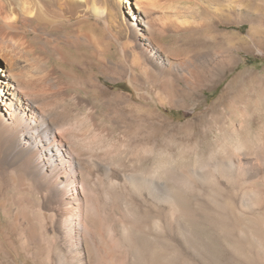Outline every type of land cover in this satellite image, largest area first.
<instances>
[{
    "label": "bare ground",
    "instance_id": "bare-ground-1",
    "mask_svg": "<svg viewBox=\"0 0 264 264\" xmlns=\"http://www.w3.org/2000/svg\"><path fill=\"white\" fill-rule=\"evenodd\" d=\"M168 1L0 0V233L17 255L37 264H264V70L235 74L199 109L201 90L239 65L234 46L258 41L259 6L197 0L212 13L203 24L197 11L155 12ZM242 22L249 37L224 28ZM205 29L228 46L176 53L174 34ZM102 77L129 80L137 96ZM153 97L161 136L144 140L125 126L116 138L108 111ZM159 106L191 116L178 125Z\"/></svg>",
    "mask_w": 264,
    "mask_h": 264
},
{
    "label": "rangeland",
    "instance_id": "rangeland-1",
    "mask_svg": "<svg viewBox=\"0 0 264 264\" xmlns=\"http://www.w3.org/2000/svg\"><path fill=\"white\" fill-rule=\"evenodd\" d=\"M219 1L220 2L222 1L221 2L222 4H226L229 0H224V1L219 0ZM235 1L236 3L234 5H238L240 6L239 8H242L244 10H247V8L254 9V8H257V5L259 6L257 9L258 11L256 12L257 14H259L262 20V25L259 26L257 30H255L256 38L258 41L256 43L253 42L251 45L247 46V48L245 49L237 48L238 46L241 47L238 44L235 46L233 45L234 52L239 60V65L236 67L235 70L229 72L227 77L215 89L211 91L201 90L204 99H203V105H201L199 109L205 108L208 103L217 101L220 98L221 94L223 93L224 87L233 78L235 74L241 72L242 70L244 71L246 69L260 70L262 72L264 70V0H241V1L235 0ZM130 2H134V0H130ZM199 2L200 1H197V0H193V1L192 0H172V1L166 2L165 4H162L161 6L155 7L156 8L155 12H157L158 14H162V13H165V11L166 13H172L174 11L175 12L182 11L181 12L182 14L183 13L184 15L188 14L189 16L190 13H192L193 11L194 12L197 11L195 15H198L197 17L200 19L201 23L205 24L208 22V19L210 18L209 16L212 13L210 12V10L207 9L206 5H203L204 2L202 1H201L202 3L201 2L199 3ZM248 6H250L251 8H249ZM161 9L164 11L161 12ZM231 15H232V19L235 20L237 15L236 14H231ZM204 18L207 20V22H204L205 21ZM188 19L191 20L189 17ZM224 28L230 31L241 32L242 35L244 36L248 35V37L250 34V31H249L250 23L249 22L231 24V25H227ZM196 32L195 33L194 31L186 32V33L181 32L180 34H174L175 36L173 35L174 37H173L171 44H172V47H174V49L176 50V53H181V55L193 54L194 49L200 43H204L205 46L212 47L214 50H219L222 48H226L228 46L227 44L221 43L218 41L211 42V39H210L211 33H209L210 31L208 29H205V31H202V32L201 31H198L197 33ZM259 41H261V44ZM102 81L112 90L127 91L128 93L134 92V95L137 96V92H135V90L132 89L129 80L127 79L119 83H116V84L113 82H110L108 79L103 78V77H102ZM148 102L151 105H147L146 107H143L142 109L139 107L130 106L125 109L124 108L112 109L108 111L109 114L111 115L109 117L116 116L119 120V123H114L110 121L109 117L104 116V121H107V124L109 123V126L113 129V133L115 134L116 138H118L119 140L124 139L123 131H125L124 130L125 126H130L132 131L136 132L140 136V138L144 140L154 139L156 137L161 136V135H157L156 133H155V137L153 135V132H154L153 130L158 127L159 121L156 120L155 117H153L151 110H149L154 107H157V105L159 104L155 97L149 98ZM223 106L226 107L229 111H231V113L233 111L234 112L236 111L235 105L231 103L230 104L224 103L222 107ZM159 108H160V111L170 121L178 125H184V123L190 118L191 116L190 111H192L190 108L186 106H182V107L159 106ZM138 110L140 111L142 110L144 112L142 111L140 112ZM217 112L218 111L214 112L215 116L219 115V112H218V115H217ZM207 124H208V121L200 122L196 130L192 133V136L195 138L201 137V134L203 135ZM258 128H259V125L255 124L254 130H257ZM182 131L183 132H181V130L176 131V135L177 136L179 135L178 137L185 135L186 132H184V128L182 129ZM213 135L214 133H211L209 137L211 138L213 137ZM7 223H8L7 219L4 218V215L2 211L0 210V232L3 230V226L6 225ZM0 236H1L0 237V264H37L34 258L29 256L26 251H21L20 254L17 255L13 251V249L9 247V244L6 241L4 233H0Z\"/></svg>",
    "mask_w": 264,
    "mask_h": 264
}]
</instances>
